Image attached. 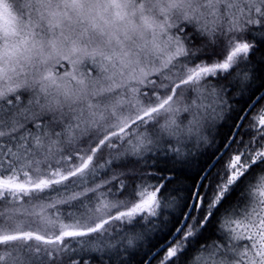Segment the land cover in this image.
I'll return each mask as SVG.
<instances>
[{
	"label": "snow or ice",
	"instance_id": "snow-or-ice-1",
	"mask_svg": "<svg viewBox=\"0 0 264 264\" xmlns=\"http://www.w3.org/2000/svg\"><path fill=\"white\" fill-rule=\"evenodd\" d=\"M256 36L264 0H0V264H133L138 254L152 264L161 252L158 264H264V105L252 139L231 133L178 215L160 219L162 200L174 201L158 170H128L138 196L124 180L100 191L117 176L95 183L126 159L149 169L156 157L186 162L190 149L166 145L193 126L197 149L209 143L203 122L231 112L230 86L258 78ZM181 113L192 116L186 129ZM129 187L138 202L106 199ZM57 205L66 210L49 215ZM213 225L219 235L201 239Z\"/></svg>",
	"mask_w": 264,
	"mask_h": 264
},
{
	"label": "trees",
	"instance_id": "trees-1",
	"mask_svg": "<svg viewBox=\"0 0 264 264\" xmlns=\"http://www.w3.org/2000/svg\"><path fill=\"white\" fill-rule=\"evenodd\" d=\"M254 42L259 43V49H258L257 55L264 53V38L256 36L254 38ZM254 62L258 64V67H257L258 78L255 81H247V82L243 81V79H240L234 85L230 86L229 91H228V96L230 98L228 102L230 105L233 106L231 112L229 113L228 111H225L221 113L220 118H217L214 124L211 120H208L209 122L207 121V123L201 129L200 134L202 136H206L209 143L205 144L201 141L199 145V149H197L196 147L197 141L196 142L195 140L192 141V137H193L192 133L196 132L195 126H193L194 128L193 132L188 133L190 135V143L188 145V149L189 147H191L193 150L191 151L192 155H188L186 162L176 163L173 159H170L175 164L173 166L172 165L166 166L167 163L163 160L164 159L163 157H156V168L155 169L143 168L141 167L143 161H140L139 163L136 160L131 162L130 159H126L123 161L113 163L109 165L108 168L99 169L100 178H97L95 180V183H102L103 180H112V178L108 177L109 175H115L118 177V179L116 181H112L111 184L104 185L100 189V191L107 193L109 189H111L113 192H115L116 188L119 186V181L124 180L126 185H131L132 187L136 188V196H138L143 186L139 179L135 180V184L133 185L132 180L127 175L128 170L132 169L134 171H148V172L152 170H158L162 172L166 177L169 178L166 184V188L164 189V195L169 197L170 203L174 201L171 207L165 209L163 207L164 201L162 200V207L161 209H158V212L163 213L160 219H163L164 217L168 216L169 213H174L178 215L179 212L181 211V204L183 203L185 199H187V197L193 191V187L194 185H196L198 181V173L200 172L202 168L206 166L207 161L211 160L215 149H217V147H220L224 142H226V139L231 135L234 129V124L238 122L237 117L243 114L239 110L241 108H245L246 105L249 104L251 100H253L264 88V86H262L264 85V62L256 61L255 59H254ZM91 66H92L91 63L89 62V67ZM63 68L66 69L67 71L72 70V66L68 64L67 62H63ZM244 69H245V65L240 64L237 71L243 72ZM80 70L84 71L85 69L82 67ZM233 75H235V73H233ZM228 79H231V77H229ZM212 82H215V80H213ZM227 82H228L227 80L221 81V83H227ZM253 92H255V96H252ZM250 97H251V100H250ZM263 102L264 100H260L259 103L256 105V107L246 114L248 119L242 120L240 123L241 125H243V127L239 128L237 132H239L240 136H243L245 140L252 139V136L255 134V127L250 128L249 126L250 124H254V121L252 118L253 116L257 114V110L259 109V107L261 106ZM203 103L211 104L212 100L211 98H208L204 100ZM162 121L163 119L161 118L160 122ZM245 130H248V134L245 133ZM184 137L185 135L182 138H180L179 142L177 141V138L175 137L171 138V143L168 144L169 148H171L174 145H178V144L184 146ZM238 138L239 137H237V139ZM119 143H123V142H119ZM168 146L166 147L168 148ZM233 147H235V145H233ZM253 147H257V145L254 144ZM108 151L109 150L105 149V152L103 153L104 159H111V157L108 155ZM145 155L149 159H151V157L155 156L156 153L155 151H153L152 153H145ZM123 162L126 164V165L124 164L125 166L122 165ZM217 167H219V165H217ZM109 168L111 170H109ZM121 173H124V175H121ZM145 179L148 180L149 178L146 177ZM258 180H259V177L257 176L255 181L257 182ZM150 183L158 184V183H164V182L158 181L157 178H152L150 180ZM113 184H116V185L112 186ZM88 186L95 187V184L91 183V180H89ZM131 190H132L131 187L126 188L125 196H120V195L107 196L106 199L116 201V200H123L127 198V200L130 202H138V200L134 199L133 196H129L127 194ZM151 190L153 189L149 188V191ZM51 197L53 198L56 197V193H52ZM232 198L234 197H230V199ZM48 201L49 203L53 202L52 199H49ZM96 202L97 201L93 200L89 206H94ZM65 210H66L65 205H57L56 208L47 209V213L49 215L54 216L57 211L62 213ZM65 222L70 223L71 221H68L67 219H65ZM121 223L123 222H117V225L119 226ZM32 226L33 228L36 227L34 225ZM217 235L219 234L217 233L216 227L213 225V226H210L205 231V234L201 239H215ZM163 239H164V236H160L156 240L153 241V244L162 242ZM144 251H148V248H145ZM163 255H164V252H162L160 256H158L152 262V264H158L159 259ZM78 258L79 257H72V259H78ZM143 258H144L143 254L134 255L133 264H142ZM65 259L67 260V257H65ZM88 259L89 257L85 255L84 256L85 262H87ZM94 264H99V261H95Z\"/></svg>",
	"mask_w": 264,
	"mask_h": 264
},
{
	"label": "rangeland",
	"instance_id": "rangeland-1",
	"mask_svg": "<svg viewBox=\"0 0 264 264\" xmlns=\"http://www.w3.org/2000/svg\"><path fill=\"white\" fill-rule=\"evenodd\" d=\"M173 71H176L175 69L173 70ZM150 79H155L156 78V74H153V76H151V77H149ZM159 82V81H158ZM166 82V81H165ZM143 87H148V85H145V86H143ZM262 105H264V102L261 104V106ZM260 106V107H261ZM259 107V108H260ZM257 115V114H256ZM179 119L180 120H182L183 121V123H184V126H185V129L187 128V126H188V121H190L191 119H192V116L191 115H189L188 113H181L180 114V116H179ZM209 122V121H208ZM161 124H163L164 123V120L162 121V122H160ZM207 123V121H204L203 122V126L205 125ZM140 131H144V129L142 128ZM185 135V137H184V148H188V145H189V143H190V135L188 134V132H187V130H185V132L182 134V137ZM192 141L193 140H195V142L197 141V135H196V132H194V133H192ZM181 137V138H182ZM194 138V139H193ZM93 146H95V145H93ZM167 146V145H166ZM178 149H180L182 152L183 151H185L184 149H182V147H180V145L178 144ZM187 151V150H186ZM105 152V151H104ZM184 153V152H183ZM131 160V162H133V161H135V159H130ZM102 162V161H101ZM125 163L123 162V164L122 165H124ZM126 165V164H125ZM124 165V166H125ZM119 169V168H118ZM117 169V170H118ZM113 170H115V169H113ZM115 174V173H114ZM113 176H115V175H109L108 177H110V178H112ZM259 182V180L256 182V181H254V183H258ZM116 184H113L112 186H115ZM53 198V197H52ZM51 199V198H50ZM49 200V199H48ZM46 201V202H48L49 203V201ZM36 202V201H35ZM6 205H0V210H2L4 207H5ZM34 226H36V225H34ZM33 227V226H32ZM0 251H2V249H0ZM205 259H207V258H205ZM202 264H203V262H202Z\"/></svg>",
	"mask_w": 264,
	"mask_h": 264
},
{
	"label": "bare ground",
	"instance_id": "bare-ground-1",
	"mask_svg": "<svg viewBox=\"0 0 264 264\" xmlns=\"http://www.w3.org/2000/svg\"><path fill=\"white\" fill-rule=\"evenodd\" d=\"M247 105H248V104H247ZM247 105H246L245 108H247ZM245 108H244V109H245ZM248 112H249V111H248ZM237 123H238V122H237ZM235 129H236V128L234 127L233 131H235ZM238 129H239V128H238ZM238 129H237V131H238ZM233 131H232V132H233ZM224 143H225V142H224ZM224 143H223L220 147H217V146H216L217 149H221V150H222V153H218L217 156H219L220 154H225V153H226V150H223V145H224ZM167 146H168V145H167ZM180 147H182V149L185 150V151H183L184 153H186L189 149H190L191 151L193 150L191 147H189V149H188V148H184L183 145H180ZM168 148H169V146H168ZM172 148L178 149V145H174V146H172L171 148H169L170 151L172 150ZM217 149H215L214 152H216ZM178 150H180V149H178ZM186 150H187V151H186ZM180 151H181V150H180ZM183 152L181 151L182 154H184ZM201 154H202V153H201ZM213 157H214V156H213ZM213 157H212V158H213ZM212 158H211V160H208V161H207L206 165H207L210 161H211L210 163L214 162L215 157H214L213 159H212ZM163 160L167 163L166 166H168V165H172V166H173V165L175 164L174 162H172V161H171L170 159H168V158H164ZM166 166H165V168H166ZM196 184H197V183H196ZM152 252H155V248H152ZM161 253H162V252H161ZM161 253H160V254H161ZM144 259H145V257L143 258V260H144ZM153 261H154V260H153ZM153 261H152V262H153Z\"/></svg>",
	"mask_w": 264,
	"mask_h": 264
},
{
	"label": "water",
	"instance_id": "water-1",
	"mask_svg": "<svg viewBox=\"0 0 264 264\" xmlns=\"http://www.w3.org/2000/svg\"><path fill=\"white\" fill-rule=\"evenodd\" d=\"M263 95H264V88L261 90V92H260L256 97L263 96ZM256 97H255V98H256ZM255 98H254V99H255ZM254 99H253V100H254ZM250 103H251V102H250ZM247 113H248V110H247V108H246V109H245V113H243V114L246 115ZM241 121H242V120L238 121V123L240 124ZM237 129H238V128L235 129L236 132H237Z\"/></svg>",
	"mask_w": 264,
	"mask_h": 264
}]
</instances>
